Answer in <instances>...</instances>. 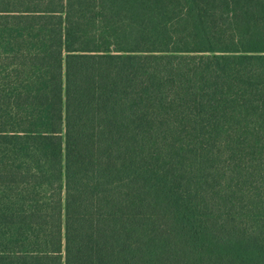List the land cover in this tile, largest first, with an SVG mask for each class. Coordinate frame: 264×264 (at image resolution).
<instances>
[{
	"label": "trees",
	"instance_id": "trees-1",
	"mask_svg": "<svg viewBox=\"0 0 264 264\" xmlns=\"http://www.w3.org/2000/svg\"><path fill=\"white\" fill-rule=\"evenodd\" d=\"M0 264H264V0H0Z\"/></svg>",
	"mask_w": 264,
	"mask_h": 264
},
{
	"label": "rangeland",
	"instance_id": "rangeland-1",
	"mask_svg": "<svg viewBox=\"0 0 264 264\" xmlns=\"http://www.w3.org/2000/svg\"><path fill=\"white\" fill-rule=\"evenodd\" d=\"M5 193V190L4 189H0V196L3 195ZM3 235H7L9 234L6 230L4 231H0ZM29 236V231L26 227H22L20 229H13L12 233L9 234V239H12L13 241V244H21L22 243H25L27 238Z\"/></svg>",
	"mask_w": 264,
	"mask_h": 264
}]
</instances>
